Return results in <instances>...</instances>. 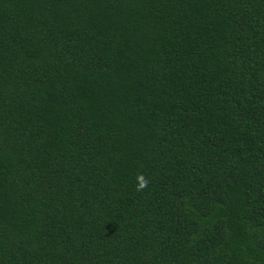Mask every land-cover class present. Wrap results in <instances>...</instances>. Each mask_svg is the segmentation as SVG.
<instances>
[{"label": "trees", "instance_id": "obj_1", "mask_svg": "<svg viewBox=\"0 0 264 264\" xmlns=\"http://www.w3.org/2000/svg\"><path fill=\"white\" fill-rule=\"evenodd\" d=\"M0 264H264V0H0Z\"/></svg>", "mask_w": 264, "mask_h": 264}, {"label": "clouds", "instance_id": "obj_2", "mask_svg": "<svg viewBox=\"0 0 264 264\" xmlns=\"http://www.w3.org/2000/svg\"><path fill=\"white\" fill-rule=\"evenodd\" d=\"M139 179H140L139 188L142 189L143 187L146 186V181H144L143 177H140Z\"/></svg>", "mask_w": 264, "mask_h": 264}]
</instances>
